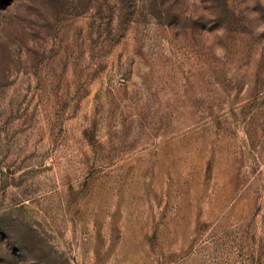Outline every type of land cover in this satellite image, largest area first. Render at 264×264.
I'll use <instances>...</instances> for the list:
<instances>
[{
  "label": "rangeland",
  "instance_id": "374dc122",
  "mask_svg": "<svg viewBox=\"0 0 264 264\" xmlns=\"http://www.w3.org/2000/svg\"><path fill=\"white\" fill-rule=\"evenodd\" d=\"M136 8L0 0V264H264V0Z\"/></svg>",
  "mask_w": 264,
  "mask_h": 264
},
{
  "label": "trees",
  "instance_id": "16d2710c",
  "mask_svg": "<svg viewBox=\"0 0 264 264\" xmlns=\"http://www.w3.org/2000/svg\"><path fill=\"white\" fill-rule=\"evenodd\" d=\"M115 1L116 2L114 3V5L110 6L111 4L110 0H105V6L109 10L108 13L110 14V17L108 18L107 22H104L99 26L100 30L107 34L105 41L113 42V43L118 42L124 36L130 23L134 22L133 17L136 14L137 11L136 7L138 3V0H115ZM115 10H117V14L119 17V21L117 24L113 23V18H112ZM162 17H163L162 13L158 15L159 21H161ZM168 17L179 19L180 16L177 14V12L174 11L173 14L169 15ZM177 25H179V23H177ZM86 135L88 139L94 143V146H100L98 141H96L94 138L93 131L87 130Z\"/></svg>",
  "mask_w": 264,
  "mask_h": 264
}]
</instances>
